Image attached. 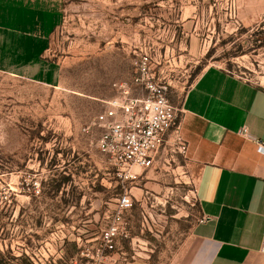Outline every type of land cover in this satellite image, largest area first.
<instances>
[{
    "label": "rangeland",
    "instance_id": "obj_1",
    "mask_svg": "<svg viewBox=\"0 0 264 264\" xmlns=\"http://www.w3.org/2000/svg\"><path fill=\"white\" fill-rule=\"evenodd\" d=\"M143 56L176 107L209 68L264 88V0H64L41 65L0 67V264L93 262L124 194L129 234L101 264H169L199 224L171 132L151 166L122 171L87 129Z\"/></svg>",
    "mask_w": 264,
    "mask_h": 264
},
{
    "label": "crops",
    "instance_id": "obj_2",
    "mask_svg": "<svg viewBox=\"0 0 264 264\" xmlns=\"http://www.w3.org/2000/svg\"><path fill=\"white\" fill-rule=\"evenodd\" d=\"M63 8L64 0H0V67L40 66ZM179 108L205 220L169 264H264V88L209 68Z\"/></svg>",
    "mask_w": 264,
    "mask_h": 264
},
{
    "label": "built area",
    "instance_id": "obj_3",
    "mask_svg": "<svg viewBox=\"0 0 264 264\" xmlns=\"http://www.w3.org/2000/svg\"><path fill=\"white\" fill-rule=\"evenodd\" d=\"M149 65L147 56L137 60L133 80L112 85L114 96L87 127L101 130L96 140L97 150L122 171L151 166L170 132L177 152L187 154L188 145L180 134L179 126L182 109L169 101L166 87L154 80ZM240 134L245 135L246 130L242 129ZM262 149L264 147L260 145L259 150ZM131 207L128 195L118 197L109 221L101 230L93 262L75 260L72 264H101L106 261L118 242L128 237L125 216ZM204 220L202 218L200 222ZM261 251L264 253V243Z\"/></svg>",
    "mask_w": 264,
    "mask_h": 264
}]
</instances>
